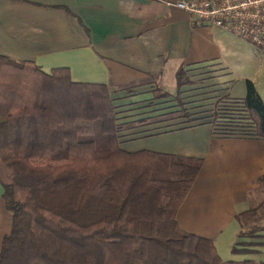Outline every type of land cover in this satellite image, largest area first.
<instances>
[{
  "label": "trees",
  "instance_id": "1",
  "mask_svg": "<svg viewBox=\"0 0 264 264\" xmlns=\"http://www.w3.org/2000/svg\"><path fill=\"white\" fill-rule=\"evenodd\" d=\"M204 63L180 65L178 104H167L173 95L152 94L156 83L111 90L74 81L68 67L47 72L32 60L0 54V182L13 217L0 264H264L224 260L212 238L178 222L204 158L127 151L120 144L133 123L162 116L175 121L156 131L208 120L216 137L264 140V99L252 80L242 98L205 91L207 116L197 110L202 104H192L200 97L182 98L193 82L189 72ZM258 182L264 194V175ZM263 204L264 195L237 214L240 240L233 252H260L251 238L264 224L243 223Z\"/></svg>",
  "mask_w": 264,
  "mask_h": 264
},
{
  "label": "crops",
  "instance_id": "2",
  "mask_svg": "<svg viewBox=\"0 0 264 264\" xmlns=\"http://www.w3.org/2000/svg\"><path fill=\"white\" fill-rule=\"evenodd\" d=\"M175 1L0 0V54L32 60L47 72L68 67L74 81L105 83L111 90L152 85L176 74L180 65L207 62L216 52L213 31L220 35L221 29L196 24L170 4ZM174 121L162 116L133 123L121 133V147L204 158L178 222L212 238L224 260L264 261L259 253L232 251L240 240L237 214L263 199L258 179L264 175V140L216 137L208 120L153 129ZM4 191L0 182V251L13 223Z\"/></svg>",
  "mask_w": 264,
  "mask_h": 264
},
{
  "label": "rangeland",
  "instance_id": "3",
  "mask_svg": "<svg viewBox=\"0 0 264 264\" xmlns=\"http://www.w3.org/2000/svg\"><path fill=\"white\" fill-rule=\"evenodd\" d=\"M219 33L220 35H217L213 31V42L216 52L207 60V63L197 65L189 72L193 82L182 88V98L186 101L191 100L194 98L193 95L200 97L206 94L207 92L205 91L208 90H214L213 92L218 91V94H225L227 88L231 96H245V81L250 79L255 83L260 95L264 99V48L257 46L235 32L221 29ZM155 83L158 89L154 90L152 94L167 91L174 98V100L172 98L169 99L167 101L169 103L167 104H171V102L178 104V99L175 98L177 94L175 74H167L162 80ZM148 94L152 95L151 93H147L145 96ZM209 102L210 100L200 97L197 101L194 100L192 104L196 106L195 108H197L198 104H202L197 110L203 111L202 114L207 116L212 112L209 111L211 106ZM262 224H264V204L256 214L248 217L243 226L244 228H249ZM251 239V242H254L253 246L263 248V245L259 242H264V232L258 233ZM259 254L263 255L261 257L264 259V251L259 252Z\"/></svg>",
  "mask_w": 264,
  "mask_h": 264
},
{
  "label": "built area",
  "instance_id": "4",
  "mask_svg": "<svg viewBox=\"0 0 264 264\" xmlns=\"http://www.w3.org/2000/svg\"><path fill=\"white\" fill-rule=\"evenodd\" d=\"M199 25L235 32L264 48V0H178Z\"/></svg>",
  "mask_w": 264,
  "mask_h": 264
}]
</instances>
